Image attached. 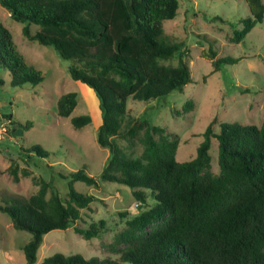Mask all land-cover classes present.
<instances>
[{
	"label": "trees",
	"instance_id": "obj_1",
	"mask_svg": "<svg viewBox=\"0 0 264 264\" xmlns=\"http://www.w3.org/2000/svg\"><path fill=\"white\" fill-rule=\"evenodd\" d=\"M245 1L252 17L243 20L236 42L264 20L263 0ZM0 6L25 24L22 33L28 40L53 47L61 59L72 62V79L89 87L98 99L97 141L110 151L100 179L82 169L64 177L69 179L67 200L41 180L29 198L12 197L0 205L15 229L32 235L23 248L27 264H36L46 234L74 227L81 210L96 200L77 192L76 182L94 188L114 182L132 190L139 214L117 237L125 248L119 259L56 253L41 264H264V119L260 126L222 123L219 132L210 123L196 157L186 162L176 160V135L146 119L125 121L129 98L150 102L192 83L188 50L165 37L164 22L178 15V0H0ZM31 25L39 27L35 34ZM209 57L216 71L225 63L215 60L213 52ZM174 59L176 66L167 64ZM0 66L9 71L14 88L44 81L1 21ZM77 103L76 92L62 95L57 114L69 117ZM71 123L81 129L92 123V117L75 116ZM23 127L29 130L32 123ZM116 138H138L144 147L141 158L128 157ZM212 139L218 141V174L211 171ZM24 152L42 159L49 155L40 145ZM17 170L13 164L8 168L15 182ZM147 192L155 204L145 210ZM103 224L75 231L90 240L101 234Z\"/></svg>",
	"mask_w": 264,
	"mask_h": 264
},
{
	"label": "rangeland",
	"instance_id": "obj_2",
	"mask_svg": "<svg viewBox=\"0 0 264 264\" xmlns=\"http://www.w3.org/2000/svg\"><path fill=\"white\" fill-rule=\"evenodd\" d=\"M178 1L176 18L164 22L165 37L168 42L183 43L188 50L186 60L192 83L150 102L129 98L125 121L129 117L146 119L176 135V160L186 162L196 157L210 123L215 132L220 131L222 123L262 124L264 20L236 42L234 36L243 29V20L252 17L245 0ZM0 21L11 32L26 62L44 75V81L37 86L14 88L9 71L0 66V205L12 197L29 198L38 191L41 180L49 182L67 200L69 179L64 177L82 169L100 179L110 157L109 149L97 141L101 121L98 99L89 87L72 79L71 61L61 59L53 47L28 40L22 33L25 24L13 20L2 6ZM38 30V26L31 25L32 34ZM212 52L215 60L225 61L218 71L209 57ZM167 64L176 66L178 59ZM70 92L78 94L77 106L69 117H61L57 114L58 100ZM80 115H90L92 123L75 129L71 118ZM27 122L32 123L29 130L23 127ZM116 141L128 157L141 158L144 147L138 138ZM34 145L42 146L48 158L24 152ZM210 155L211 171L218 174L217 139H212ZM11 164L18 167V182L8 172ZM23 170L28 171L27 176ZM74 189L96 200L81 210L74 227L53 230L44 236L36 264L56 253L119 259L125 248L117 243V237L127 228V221L139 214V202L132 190L114 182H101L99 188L76 182ZM154 204L152 194L147 192L145 210ZM101 221L104 224L100 225L98 237L86 240L75 231ZM31 238L29 232L15 229L9 215L0 211V264H27L23 248Z\"/></svg>",
	"mask_w": 264,
	"mask_h": 264
}]
</instances>
